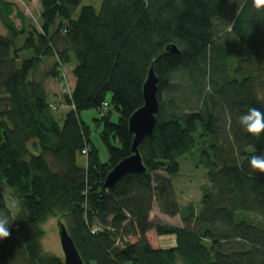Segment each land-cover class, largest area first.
<instances>
[{
	"label": "trees",
	"instance_id": "obj_1",
	"mask_svg": "<svg viewBox=\"0 0 264 264\" xmlns=\"http://www.w3.org/2000/svg\"><path fill=\"white\" fill-rule=\"evenodd\" d=\"M37 2L34 22L19 1L0 0V223L10 233L0 264H64L41 245L50 217L66 224L85 264H264V172L250 163L264 158V131L239 121L264 112V0H103L77 15L83 0ZM151 66L160 111L139 146L147 169L107 188L133 155L129 119ZM48 80L67 92L59 105ZM88 110L100 115L107 163L82 119ZM194 150L207 173L200 211L180 204L171 180ZM155 204L184 225L153 223Z\"/></svg>",
	"mask_w": 264,
	"mask_h": 264
},
{
	"label": "rangeland",
	"instance_id": "obj_2",
	"mask_svg": "<svg viewBox=\"0 0 264 264\" xmlns=\"http://www.w3.org/2000/svg\"><path fill=\"white\" fill-rule=\"evenodd\" d=\"M19 1L21 8L24 9L26 15L31 18L35 22V18L38 17L40 12V7L38 5L37 0H17ZM103 0H83L81 3V6L78 8L76 15L80 12L81 8L84 5H91L95 6L97 10L101 8V3ZM38 19V18H37ZM0 31L4 34H7V31L3 28L0 20ZM51 62L44 63L43 66L40 69V75L47 72V69L49 68ZM65 71L67 73L68 77V83H63L66 86L69 84V88L74 85V80L72 76V70L70 66L65 67ZM61 83L48 80L46 83V89L52 93L53 95V101L54 103L60 104L61 100L64 99L63 96L66 95V90L62 89L60 86ZM64 109L61 108V112H65ZM100 117L99 113L95 110H88L83 112L82 119L88 126L91 128V139L93 144L97 147L98 153L100 156V160L102 163H107L109 161L110 155L108 154V150L106 145H104L100 132L102 131V128L98 127L96 123L94 122L95 119H98ZM113 122L118 121V116L114 115L112 118ZM200 156L199 150H194L191 153H188L187 155L180 157L178 159V162L180 163V170L177 173L176 176L171 177L172 185H174V191L175 195H177V199L180 202L181 205H187L189 202L193 203V206H195L196 210L200 211L202 205H201V199H202V191L201 187L202 185L206 184V170L203 167L201 163L198 162ZM79 165L84 166L85 165V157L81 156L78 161ZM159 175L166 176L162 172H158ZM8 194V202L10 203V206L15 209L16 203L12 195ZM154 209L152 210L150 214V218L153 223H161L165 225H174L177 227L183 226L184 221L180 215L171 217L165 215L163 212H161L160 207L158 205L153 206ZM56 217H50L45 224L42 225L44 236L41 240V245L44 250L49 255H55L60 257L61 259H64L63 250L60 244V238H59V227ZM162 238V237H161ZM158 240V237H156ZM159 242V240H158ZM163 245L169 246L174 245L172 244V239H164L161 241ZM165 243V244H164Z\"/></svg>",
	"mask_w": 264,
	"mask_h": 264
},
{
	"label": "water",
	"instance_id": "obj_3",
	"mask_svg": "<svg viewBox=\"0 0 264 264\" xmlns=\"http://www.w3.org/2000/svg\"><path fill=\"white\" fill-rule=\"evenodd\" d=\"M167 51L171 53H179L176 45L168 46ZM159 79L155 74L154 67L148 73L147 80L143 85V100L144 104L137 109L129 119V130L133 133L132 156L124 158L119 162L106 176L105 187L113 188V186L123 178V175L128 173H144L146 166L143 164L142 155L139 152V146L143 139L151 136L157 124V114L159 113ZM58 233L60 244L64 254V264H85L81 254H79L76 243L70 233H68L67 226L61 220L58 221Z\"/></svg>",
	"mask_w": 264,
	"mask_h": 264
},
{
	"label": "clouds",
	"instance_id": "obj_4",
	"mask_svg": "<svg viewBox=\"0 0 264 264\" xmlns=\"http://www.w3.org/2000/svg\"><path fill=\"white\" fill-rule=\"evenodd\" d=\"M240 124L248 133L258 136L264 131V112L256 108H251L246 114L239 118ZM253 168H257L264 172V158L253 157L250 161ZM10 235L8 228L4 223H0V239H6Z\"/></svg>",
	"mask_w": 264,
	"mask_h": 264
}]
</instances>
